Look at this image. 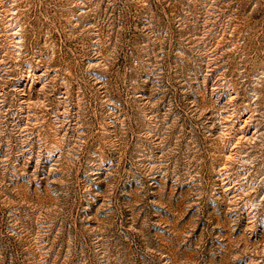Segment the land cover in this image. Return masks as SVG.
Instances as JSON below:
<instances>
[{
  "label": "rangeland",
  "instance_id": "obj_1",
  "mask_svg": "<svg viewBox=\"0 0 264 264\" xmlns=\"http://www.w3.org/2000/svg\"><path fill=\"white\" fill-rule=\"evenodd\" d=\"M0 264H264V0H0Z\"/></svg>",
  "mask_w": 264,
  "mask_h": 264
}]
</instances>
